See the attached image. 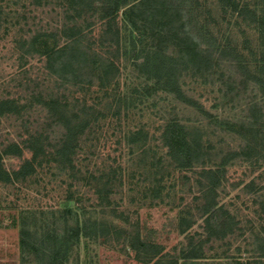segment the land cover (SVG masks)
Masks as SVG:
<instances>
[{"label": "rangeland", "instance_id": "rangeland-1", "mask_svg": "<svg viewBox=\"0 0 264 264\" xmlns=\"http://www.w3.org/2000/svg\"><path fill=\"white\" fill-rule=\"evenodd\" d=\"M177 1L194 33L224 49L209 73L177 77L197 107L137 67L132 39L137 52L156 44L130 30L125 8L105 41L97 7L78 17L68 0H0V100L13 102L0 116V166L10 174L0 181V264H40L55 243L63 264L264 263V39L251 18L264 0H233L236 9L219 0ZM73 27L93 32L85 43L113 60L108 82H101L104 72L85 68L86 82L73 86L46 69L45 53L63 47ZM65 124L83 129L73 151L60 156ZM195 132L207 160L185 168L165 137L179 142L180 153L182 138ZM41 148V164L24 167ZM225 158L216 189L228 225L222 236L205 226L203 170ZM77 223L84 234L74 240L66 230ZM98 223L112 226L110 234L95 235ZM23 227L42 247L37 252L21 249ZM127 237L154 247L132 249Z\"/></svg>", "mask_w": 264, "mask_h": 264}, {"label": "trees", "instance_id": "trees-1", "mask_svg": "<svg viewBox=\"0 0 264 264\" xmlns=\"http://www.w3.org/2000/svg\"><path fill=\"white\" fill-rule=\"evenodd\" d=\"M219 1L224 8H237L233 0ZM68 2L74 10L79 7L78 17L83 13L94 11L96 7L99 8V18L105 21L107 26L100 33V39L105 41H108L107 36L111 33V26L117 20L120 9L125 8L122 12V17L130 30L136 32L138 36H144V38L151 36L156 44L154 49L150 51L144 53L140 49L137 52L135 49L138 41L132 39L130 45L132 47L131 55L134 57L137 67L151 77L155 83L163 84L179 101L197 107V103L193 99L188 98L181 90L177 77L185 70L197 75L209 73L213 69L214 56L216 53L219 56H223L224 49H217L216 52L212 38H205L194 33L186 16L185 5L180 4L177 0H136L133 3H128V0H68ZM251 18L258 25L264 39V10L260 14L254 13ZM88 32L77 27L70 28L66 32L68 42L61 48H54L45 53L46 69L61 82L69 83L73 86L83 85L86 81L81 78V73L85 68H89L94 72H104V78L100 75L103 84V80L108 82L109 75L115 72L116 66L113 60L105 57V54L98 50L92 42L85 43L86 40L95 38L93 32L90 33L92 36H89ZM115 34L114 36L118 38V30H116ZM116 45H119V38L116 40ZM168 48L173 51L167 53L166 50ZM233 52L237 56V53ZM262 71H264V63ZM12 103L9 100H0V116L13 110L11 108ZM46 106L50 109V105L46 103ZM65 128V139L57 151L60 156H65L66 151H73V144L77 134L83 129L81 127L76 128L78 130L76 131L74 130L75 127L68 124H65ZM196 132L199 133V131ZM197 133L194 134L192 139H187L186 136L182 138V142L179 144L180 153L174 144L176 140L170 136L165 137L170 156L175 160H179L182 167L190 168L194 163L200 165L206 163L208 152L204 149ZM165 136H168L167 130ZM41 150V152L32 151L33 156L25 162L24 167L33 168L35 165L41 164L42 160H38V153H43V148ZM227 159L225 158L217 169L203 170V176L207 178L208 182L204 188L203 196L205 201L202 208L205 226L209 230L213 229V234L221 232L222 236L226 234L228 225L227 219L223 215L226 213L224 208L217 204L216 189L221 185L224 178V168ZM9 178L10 174L0 166V181H6ZM111 227L109 226L108 228L106 223H98L94 234L97 235L98 232L102 235L110 234L109 229ZM66 231H70L74 240L84 234V229L79 223L74 228ZM126 239L132 249H137L136 247L143 249L154 247L153 244L139 237L135 240L129 237ZM68 242L69 240L65 238L63 243L65 247ZM20 247L25 252L33 253L37 252V248H42L40 246L37 247V243L31 240L30 231L24 227L20 231ZM60 250L61 248L55 243L52 249L48 251V255L45 254L44 258L41 259L40 264H63L65 257L60 255ZM64 252L66 253V250ZM174 264L177 263L174 262ZM182 264L198 263L188 259L183 261Z\"/></svg>", "mask_w": 264, "mask_h": 264}]
</instances>
